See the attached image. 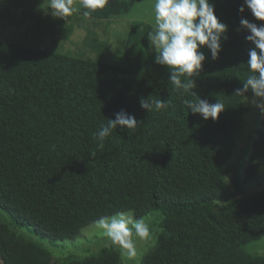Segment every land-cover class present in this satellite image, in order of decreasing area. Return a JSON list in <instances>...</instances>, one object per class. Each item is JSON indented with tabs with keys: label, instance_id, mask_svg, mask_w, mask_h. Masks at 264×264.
Returning a JSON list of instances; mask_svg holds the SVG:
<instances>
[{
	"label": "trees",
	"instance_id": "16d2710c",
	"mask_svg": "<svg viewBox=\"0 0 264 264\" xmlns=\"http://www.w3.org/2000/svg\"><path fill=\"white\" fill-rule=\"evenodd\" d=\"M140 1L109 0L89 17L118 20ZM210 3L227 25V39L216 60L202 49L206 60L193 91L224 105L216 121L183 105L182 99L198 97L175 90L152 48L130 44L123 48V63L111 64L103 61L109 37L91 30L81 56L0 39V206L15 228L32 227L40 240L66 241L101 216L131 209L144 218L174 208L141 264H264V256L246 251L264 237V190L246 196L247 187L264 185V117L242 182H228L248 111L246 98L233 94L249 74L254 47L240 21H264L246 6L239 11L244 0ZM142 97L172 103L148 113ZM122 109L138 126L114 129L100 146L94 134ZM0 263L127 264L114 247L60 261L1 220Z\"/></svg>",
	"mask_w": 264,
	"mask_h": 264
},
{
	"label": "clouds",
	"instance_id": "9594fccd",
	"mask_svg": "<svg viewBox=\"0 0 264 264\" xmlns=\"http://www.w3.org/2000/svg\"><path fill=\"white\" fill-rule=\"evenodd\" d=\"M108 2L44 0L46 9H43L53 18L68 22V18L80 9H84V17H89L98 9L105 8ZM245 6L255 19L264 21V0H244L239 8L241 13L245 11ZM152 9L154 27L148 33V40L156 53L154 62L168 68L169 82L182 96L198 97L193 90L197 87L196 78L206 60L202 49H208L212 60L218 59L222 51V40L227 39V25L218 20L210 0H154ZM240 24L250 33L246 40L254 47L248 52L249 74L242 82V87L237 88L233 95L245 97L247 103H251L264 115V24L258 26L243 18ZM249 91L252 93L251 98L246 95ZM171 103L169 99H140L141 108L148 113L167 110ZM182 103L193 115L199 114L205 121L218 120L220 113L225 110L219 100L209 103L199 97L195 101L184 98ZM137 126L135 116L122 109L115 113L114 119H107V123L100 126L94 139L103 146L104 140L114 129L133 130ZM93 227L96 234L107 238L110 246L120 250L126 261H137V264L140 255L137 241L146 242L153 238L145 219L136 218L131 209L101 216L93 222Z\"/></svg>",
	"mask_w": 264,
	"mask_h": 264
},
{
	"label": "rangeland",
	"instance_id": "374dc122",
	"mask_svg": "<svg viewBox=\"0 0 264 264\" xmlns=\"http://www.w3.org/2000/svg\"><path fill=\"white\" fill-rule=\"evenodd\" d=\"M43 3L44 0H0V39L3 38L30 48L69 56H81V53L85 55V39L88 31L91 30L101 34L103 38L109 37V48L103 61L111 64L123 63V48L130 44H137L145 49L152 48L150 43L147 44V40L149 31L154 27L152 9L154 0H141L118 20L84 17L80 12H77L68 18V22L47 14L43 9H46V3ZM48 11L50 12V10ZM245 105L248 111L242 134L228 163L230 170L228 182L230 184L237 183L239 185L242 182L251 145L255 141L256 131L264 117L259 109L251 103L245 101ZM261 189L264 190V185L262 187L249 186L246 196L248 197L255 190ZM231 202L232 200H228L225 201V204L229 205ZM209 205L212 203L204 206L208 207ZM177 210L164 208L144 217L152 231L153 238L146 242L137 241L140 252L138 264L142 263L145 256L157 244L165 216L171 211ZM0 220L10 224L18 235L32 240L50 251L60 261L97 255L103 248L112 247L107 238L96 234L93 224L84 228L80 235L72 240L51 242L37 238L32 227L15 228L11 216L1 206ZM116 249L120 252L118 248ZM246 251L252 255L264 256V237L248 243ZM121 257L124 263L137 264V261H126L122 255Z\"/></svg>",
	"mask_w": 264,
	"mask_h": 264
}]
</instances>
